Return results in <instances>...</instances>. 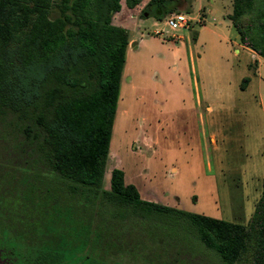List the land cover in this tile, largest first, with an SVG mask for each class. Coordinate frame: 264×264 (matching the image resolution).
<instances>
[{"label":"trees","instance_id":"trees-1","mask_svg":"<svg viewBox=\"0 0 264 264\" xmlns=\"http://www.w3.org/2000/svg\"><path fill=\"white\" fill-rule=\"evenodd\" d=\"M177 2L148 0L143 11L162 19ZM247 2L234 0L230 18L240 42L264 57V9L259 26L238 23ZM120 7L0 0V153L16 161L0 174V264H123L161 229L180 235L178 222L166 221L175 210L142 199L123 169L112 168L109 189H101L129 41L112 22ZM256 210L264 214V180ZM180 215L220 264H233L244 225Z\"/></svg>","mask_w":264,"mask_h":264},{"label":"rangeland","instance_id":"rangeland-1","mask_svg":"<svg viewBox=\"0 0 264 264\" xmlns=\"http://www.w3.org/2000/svg\"><path fill=\"white\" fill-rule=\"evenodd\" d=\"M197 1L198 10L193 1L174 5L173 12L198 17L176 29L153 15L122 12L114 20L131 40L101 189H109L112 168L123 169L142 199L175 210L166 221L178 222L180 233L161 229L123 264H220L183 211L244 225L233 264H264V214L256 210L264 180V58L240 46L234 0ZM262 9L264 0H248L238 23L257 25ZM57 14L52 6L50 16ZM14 157L0 153L1 175Z\"/></svg>","mask_w":264,"mask_h":264},{"label":"crops","instance_id":"crops-1","mask_svg":"<svg viewBox=\"0 0 264 264\" xmlns=\"http://www.w3.org/2000/svg\"><path fill=\"white\" fill-rule=\"evenodd\" d=\"M148 0H141L139 3H137L135 6H132V7H129L126 3H123V0H120V4H121V7H120V9L119 10H117V11H115L113 14H112V22L114 23V20H115V18H117L119 21H120V19H121V15H124V14H122V12H124L125 14L126 13H128V15H130V16H137V18H141V16H148V14L146 13V12H144L143 11V8H144V6H145V4H146V2H147ZM185 1V3H184V9L187 7L186 5L188 4V2L190 3L191 1H193V9H195V10H198L199 9V7H200V3H199V1H197V0H184ZM197 7V8H196ZM173 12V11H172ZM178 12H181V13H185L188 17H190L191 18V21L190 22H192V21H194V20H196V19H198V17L196 16V15H193V14H191L190 12H186V11H181V10H179ZM156 18V17H155ZM157 19V18H156ZM163 19H164V22L166 23V25L169 27V25L167 24V22H166V20H165V18L163 17ZM159 20H161V19H159ZM115 22L116 24H118V25H121V26H123V27H125L126 29H127V32H128V27L126 26V25H122V23H120V22ZM236 30V29H235ZM237 35H238V33H237ZM128 44H127V48H126V52H127V49H128V46H129V44H130V40H131V38L129 37L128 38ZM238 40H239V37H238ZM193 41L194 42H198V38L196 37L195 39H193ZM134 42H136V41H134ZM137 43V42H136ZM178 44L180 45L181 44V41H178ZM240 46L242 47V48H244V49H246V50H248L250 53H252V54H255L256 56L257 55H259L256 51H254L252 48H250V47H248V46H246V45H244V44H242V43H240ZM182 49V48H181ZM261 56V55H260ZM263 57V56H262ZM264 58V57H263ZM256 61H258V59H255ZM121 78H122V75H121ZM211 108V107H210ZM116 111H117V109H116ZM116 114V113H115ZM115 119V118H114ZM111 135H112V133H111ZM125 174V173H124ZM127 182V181H126ZM138 189V188H137Z\"/></svg>","mask_w":264,"mask_h":264},{"label":"built area","instance_id":"built-area-1","mask_svg":"<svg viewBox=\"0 0 264 264\" xmlns=\"http://www.w3.org/2000/svg\"><path fill=\"white\" fill-rule=\"evenodd\" d=\"M164 18L169 27H171L172 29L188 26L189 22L191 21L190 17L181 12H169L164 16Z\"/></svg>","mask_w":264,"mask_h":264}]
</instances>
